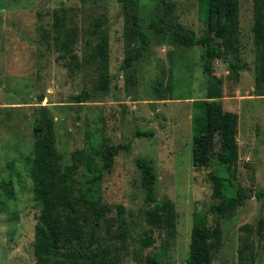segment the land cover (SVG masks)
<instances>
[{"label":"rangeland","instance_id":"374dc122","mask_svg":"<svg viewBox=\"0 0 264 264\" xmlns=\"http://www.w3.org/2000/svg\"><path fill=\"white\" fill-rule=\"evenodd\" d=\"M138 3L143 15L157 10L197 37L206 34L198 0ZM237 3L241 50L234 56L246 69L230 78L228 65L215 60L213 71L222 80L225 110L240 118L236 176L248 197L225 217L209 214L210 223L219 222L222 228V247L213 264H264V84L257 80L256 45L264 0ZM97 22L102 29L110 27L105 65L111 91L72 106L70 98L95 87L103 71L87 47ZM57 32L62 36L56 37ZM147 33L149 58L127 74L121 66L137 42L120 0H0V264H42L35 252V230L43 204L35 197L31 177L35 109L41 106L50 110L63 163L78 164L73 180L85 189L101 171L106 147L130 144V153L122 152L111 173L97 183V208L109 210L99 220L91 218L89 228L102 238L110 260L146 264L149 256L162 254L160 264H190L194 213L222 199L210 178L219 170L221 136L195 132L205 119L195 115L193 102L205 99L212 80L203 73L201 48ZM136 131L153 132L154 137L136 138ZM138 157L156 167L157 198L175 206L170 235L146 224L152 206L141 187ZM150 231L155 243L146 248L142 243Z\"/></svg>","mask_w":264,"mask_h":264},{"label":"trees","instance_id":"16d2710c","mask_svg":"<svg viewBox=\"0 0 264 264\" xmlns=\"http://www.w3.org/2000/svg\"><path fill=\"white\" fill-rule=\"evenodd\" d=\"M128 17L131 35L136 38L137 46L130 50L121 69L129 74L138 65L149 58L151 38L147 30L164 42L187 48H201V60L204 75L212 82L207 89L205 99L193 102L195 115L204 118L205 123L195 130L199 135L220 134L222 154L217 161L219 170L211 175L213 182L220 187L222 199L207 206L206 210L194 213L191 234L190 264H213L214 256L222 247V228L219 222L211 224L209 214L219 218L239 207L248 197L247 191L237 183L236 168L239 161L237 143L239 115L227 111L222 102V80L213 71V62L219 60L228 65L231 76L246 69L234 54L240 52L237 38V0H198L199 20L206 26V34L197 37L195 31L185 28L176 18H166L152 10L143 15L139 10L138 0H120ZM264 25L257 29L259 86L264 84ZM110 27L102 29L96 23L95 38L87 43L92 49V59L100 60L103 71L99 81L91 90H85L78 96H72L69 103L81 106L93 99L107 96L111 91V74L105 65L110 44ZM56 37L62 36L59 32ZM63 47V46H62ZM236 78V76H233ZM34 136L36 138L35 155L32 160L31 177L34 182V194L43 206L35 230V252L42 264H117L108 257L109 250L101 247L102 238L90 231L93 220H99L109 208H97L101 198L97 193V183L111 173L117 157L130 153L129 143L114 144L103 152V166L83 188V183L75 182L73 177L78 164L63 163V157L57 148L54 121L46 106L36 107ZM136 138L154 137L153 132H135ZM141 174V187L146 194V202L152 208L146 211V224L152 228L165 229L169 235L175 229L177 212L172 202L157 198L156 186L158 173L152 160L143 157L135 159ZM98 198V199H97ZM105 209V210H104ZM93 218V220H91ZM264 226V217L260 227ZM155 243L153 233L143 240L144 247ZM98 244V245H97ZM59 256L64 259L58 260ZM162 254L149 256L146 264H160Z\"/></svg>","mask_w":264,"mask_h":264}]
</instances>
